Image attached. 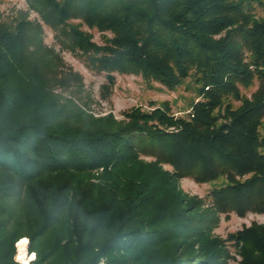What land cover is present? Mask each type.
<instances>
[{
	"label": "trees",
	"instance_id": "1",
	"mask_svg": "<svg viewBox=\"0 0 264 264\" xmlns=\"http://www.w3.org/2000/svg\"><path fill=\"white\" fill-rule=\"evenodd\" d=\"M26 1L0 14V264H21L25 237L29 264H229V244L264 264V224L213 233L264 214V0ZM63 51L106 75L105 100L116 73L193 78L198 97L184 116L167 101L96 115ZM184 178L225 182L200 198Z\"/></svg>",
	"mask_w": 264,
	"mask_h": 264
},
{
	"label": "rangeland",
	"instance_id": "2",
	"mask_svg": "<svg viewBox=\"0 0 264 264\" xmlns=\"http://www.w3.org/2000/svg\"><path fill=\"white\" fill-rule=\"evenodd\" d=\"M27 8L26 0H3L0 4V14L7 18L8 14H11L13 11ZM258 13L259 15H263L264 9L259 7ZM31 17L36 18L38 15L33 12L31 13ZM90 31L94 36V41L101 44L103 42L102 34L97 29ZM45 43L55 47L57 50L60 48L54 38V33L47 26L45 27ZM62 57L68 67L83 76L84 85L80 89L82 91L80 101L86 102L96 115L113 113L117 118L122 119V113L134 106H142L143 109L149 110L152 108L153 103L162 105L163 102L167 101L172 105L175 115L184 116L190 109L191 103L198 97L193 78L187 79L176 90H168L159 83L145 81L139 75L116 73V83L112 88L110 97L105 100L102 98V86L107 83L106 75L89 70L82 58L74 53L63 51ZM256 88L257 84L250 88H243L242 91L244 94L250 96ZM58 91L63 92L61 90ZM63 94L68 96L69 92H63ZM235 104L238 105L239 102ZM260 131L261 135L264 136V120ZM224 182L225 180L221 179L210 183H198L191 178H184L180 181V185L184 192L199 196L200 198H206L214 187H219ZM253 223L264 224V214L249 212L245 216H239L232 212L228 217L223 214L213 233L216 236L227 238L229 234L236 233L244 227L251 226ZM28 244L26 250L27 253H30ZM228 246L232 255L235 256L234 259H230L229 264H239L241 257L237 255L235 247L231 244Z\"/></svg>",
	"mask_w": 264,
	"mask_h": 264
},
{
	"label": "bare ground",
	"instance_id": "3",
	"mask_svg": "<svg viewBox=\"0 0 264 264\" xmlns=\"http://www.w3.org/2000/svg\"><path fill=\"white\" fill-rule=\"evenodd\" d=\"M28 238H22L17 242V249H18V259H20L24 264H29V262L31 260H33L35 258V254L32 253L30 255V253H27V244H28Z\"/></svg>",
	"mask_w": 264,
	"mask_h": 264
},
{
	"label": "built area",
	"instance_id": "4",
	"mask_svg": "<svg viewBox=\"0 0 264 264\" xmlns=\"http://www.w3.org/2000/svg\"><path fill=\"white\" fill-rule=\"evenodd\" d=\"M16 260L20 263H23L20 259H18V257L16 256ZM24 264V263H23Z\"/></svg>",
	"mask_w": 264,
	"mask_h": 264
},
{
	"label": "clouds",
	"instance_id": "5",
	"mask_svg": "<svg viewBox=\"0 0 264 264\" xmlns=\"http://www.w3.org/2000/svg\"><path fill=\"white\" fill-rule=\"evenodd\" d=\"M100 264H104V261H103V260H101V261H100Z\"/></svg>",
	"mask_w": 264,
	"mask_h": 264
}]
</instances>
